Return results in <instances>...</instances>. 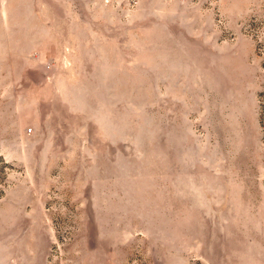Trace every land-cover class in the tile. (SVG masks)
<instances>
[{
	"label": "rangeland",
	"instance_id": "obj_1",
	"mask_svg": "<svg viewBox=\"0 0 264 264\" xmlns=\"http://www.w3.org/2000/svg\"><path fill=\"white\" fill-rule=\"evenodd\" d=\"M0 264H264V0H0Z\"/></svg>",
	"mask_w": 264,
	"mask_h": 264
}]
</instances>
